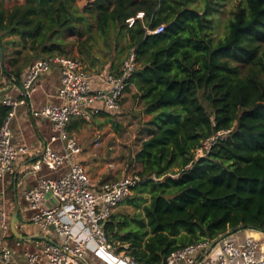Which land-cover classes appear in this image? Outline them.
<instances>
[{"label": "trees", "instance_id": "trees-1", "mask_svg": "<svg viewBox=\"0 0 264 264\" xmlns=\"http://www.w3.org/2000/svg\"><path fill=\"white\" fill-rule=\"evenodd\" d=\"M225 1L0 0V78L20 82L40 58L100 72L136 53L128 83L149 116L135 155L144 181L123 202L135 215L113 213L106 232L142 264L239 226L264 232V0H239L217 36ZM9 110L0 103V127Z\"/></svg>", "mask_w": 264, "mask_h": 264}, {"label": "built area", "instance_id": "built-area-1", "mask_svg": "<svg viewBox=\"0 0 264 264\" xmlns=\"http://www.w3.org/2000/svg\"><path fill=\"white\" fill-rule=\"evenodd\" d=\"M129 22L132 25L134 20ZM164 31L165 25H161L149 33ZM54 66L60 67L56 94L59 102L44 104L32 112L35 118L52 125V135L43 146L42 157L34 163L33 173L47 168L51 174L39 176L37 184L23 194L32 212L30 222L50 241L14 236L12 213L3 203L6 190L2 189L0 264H142L128 253L127 246L120 249L109 239L106 223L144 178L134 172L121 179L95 182L81 160V144L69 129L74 120L91 122L102 112L120 113L128 81L140 67L134 51L119 72L92 73L84 61L63 56L40 58L29 65L22 76L21 97L6 94L2 100L10 110L0 127V183L14 172L20 157L30 151L15 141L13 121L18 108L26 104L37 83ZM229 132L221 131L209 138L197 150V157L205 156L214 142ZM99 144L98 131L96 145ZM211 241L176 250L166 264H264V245L253 235L241 241L226 238L209 250Z\"/></svg>", "mask_w": 264, "mask_h": 264}, {"label": "crops", "instance_id": "crops-1", "mask_svg": "<svg viewBox=\"0 0 264 264\" xmlns=\"http://www.w3.org/2000/svg\"><path fill=\"white\" fill-rule=\"evenodd\" d=\"M77 4L84 8L87 4L94 2L95 0H76ZM6 6L11 7L15 4H22L25 0H5ZM121 60L119 59L114 67L108 64L102 71L117 72L121 66ZM92 73L99 74L96 68L90 70ZM23 76V75H22ZM22 81V78H21ZM21 81H11L7 79V76L0 78V103H2L3 98L6 94H11L16 98L21 97ZM60 85V67L54 66L51 71L45 74L40 81L37 83L36 91L30 99L27 100L26 104L21 105L18 108L17 115L13 121V131L15 134V141L19 145H26L29 147L30 151L20 157L18 163L15 166L14 172L9 175L5 181L0 183V191L2 189L6 190L5 199L3 201L4 205L11 211L12 215L18 213L17 229L18 231L27 236H37L40 235V231L31 222L32 212L29 210L26 201L24 200V191L30 187L37 184L39 176L51 174L47 168H43L40 173H33V165L38 161L43 154L44 144L50 140L52 135V125L49 121L45 119L35 118L32 115L33 110L40 108L44 104H55L59 100L56 97L58 87ZM138 93L137 87L131 84L125 93L123 98V106L120 111L124 112L125 108L129 106L130 96H134ZM143 115L144 109H142ZM102 112L99 116L94 119L99 120L105 118L108 121L109 118L117 114H109V116L103 115ZM118 113V114H120ZM147 116V115H146ZM93 119V120H94ZM149 119V118H148ZM95 120V121H96ZM82 122H87L85 120H74L70 125V132L74 133L80 129ZM98 124L99 121H96ZM76 136V135H75ZM80 142V141H79ZM103 143V142H102ZM81 144L82 154L81 160L86 168V171L90 177L97 183L102 181L117 180L124 177L126 171L118 169L115 164H106L104 159L97 154V147L100 145L91 144ZM60 148L59 144L55 146ZM109 155V154H108ZM103 161V162H102ZM59 174V173H58ZM53 175H57L53 173ZM251 232H256V230H243L231 236L232 239L241 241L247 235H251ZM256 234L260 241L264 245V232L257 231ZM51 237V236H50ZM31 241V240H30Z\"/></svg>", "mask_w": 264, "mask_h": 264}, {"label": "rangeland", "instance_id": "rangeland-1", "mask_svg": "<svg viewBox=\"0 0 264 264\" xmlns=\"http://www.w3.org/2000/svg\"><path fill=\"white\" fill-rule=\"evenodd\" d=\"M239 0H228L224 2L221 8V14L217 18L216 35L220 36L225 21L230 15V11L238 3ZM143 103L139 98L130 96L129 106L124 112L113 115L108 121L105 118L99 120L94 119L91 122H82L80 129L77 130L76 137L82 144H96L97 132H100V145L97 147V155L101 156L104 163L115 164L118 169L126 171V174L138 172L140 164L135 160V155L141 146V142L148 134L145 130V123L149 116L142 113ZM99 121L98 124L96 121ZM103 142V143H102ZM109 154V155H108ZM102 161V162H103ZM136 208L127 204L119 205L114 214H129L134 216ZM253 231V230H252ZM257 237L256 232H251Z\"/></svg>", "mask_w": 264, "mask_h": 264}, {"label": "water", "instance_id": "water-1", "mask_svg": "<svg viewBox=\"0 0 264 264\" xmlns=\"http://www.w3.org/2000/svg\"><path fill=\"white\" fill-rule=\"evenodd\" d=\"M0 51H1V60H2V65H4L3 62V52H2V42L0 40ZM18 216L19 214L16 212L14 213V215H12V220H11V228H12V232L14 234L15 237L22 239V240H46V241H50V239H48L47 237L43 236V235H37V236H27V235H23L21 234L18 229H17V220H18ZM250 230H256L252 227H249ZM243 230H246L245 226H239L235 229L229 230L228 232L221 234L220 236H218L217 238L213 239L210 243H209V250L213 249L215 246H217L220 242H222L224 239L229 238L231 236H233L234 234L241 232ZM256 231H260L261 230H256Z\"/></svg>", "mask_w": 264, "mask_h": 264}, {"label": "bare ground", "instance_id": "bare-ground-1", "mask_svg": "<svg viewBox=\"0 0 264 264\" xmlns=\"http://www.w3.org/2000/svg\"><path fill=\"white\" fill-rule=\"evenodd\" d=\"M254 231V230H253ZM257 232V231H256ZM252 235V234H251Z\"/></svg>", "mask_w": 264, "mask_h": 264}]
</instances>
